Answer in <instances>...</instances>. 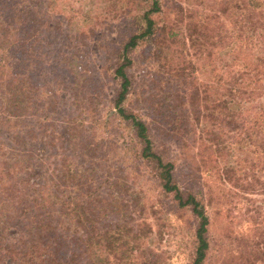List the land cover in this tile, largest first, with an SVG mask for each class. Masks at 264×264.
<instances>
[{"label": "trees", "instance_id": "trees-1", "mask_svg": "<svg viewBox=\"0 0 264 264\" xmlns=\"http://www.w3.org/2000/svg\"><path fill=\"white\" fill-rule=\"evenodd\" d=\"M77 1L0 0V264H264V0Z\"/></svg>", "mask_w": 264, "mask_h": 264}, {"label": "rangeland", "instance_id": "rangeland-1", "mask_svg": "<svg viewBox=\"0 0 264 264\" xmlns=\"http://www.w3.org/2000/svg\"><path fill=\"white\" fill-rule=\"evenodd\" d=\"M77 2H78V4H80L83 7L82 9H80L78 11V14H81L82 16L81 15H78L80 17L77 18L78 22L81 23L83 17L85 18L88 14H91L92 12H89L88 13V11H87V13H86V9L87 10L90 9L89 8L90 5L88 3V0H80V1H77ZM132 3H133V1H132ZM85 13H86V15L84 16ZM130 21L129 20H126L125 23H130ZM128 27H129V25H128ZM114 31H122V30L121 29H114ZM116 34L118 35L119 32H117ZM115 38L117 39L118 37L115 36ZM136 55H137V51L134 53V56H136ZM90 57H91V59L93 58L92 56H90ZM139 60H141V59H139ZM78 70L79 69H76L75 72H77ZM196 70H198V67L197 66H196ZM78 73H80V71H78ZM195 75L197 76L196 73H195ZM74 81H76V80H74ZM113 87H114V85L112 84V90H113ZM106 92H107V90H106ZM170 144H171L170 151H173V143H170ZM173 153L172 152L164 153L165 158L171 159L172 161L175 162V158H173V156H172V155H174ZM251 197L263 198L264 199V195H260V194H255V195L254 194H251ZM158 214L159 215H158L157 218H162L163 214L161 212H159ZM148 217H154V216L152 214H149ZM149 219L152 220V218H149ZM151 227L153 228L154 226H151ZM155 238H156V236L153 239H155ZM186 241H187L186 237L185 236H182V235L177 236L173 240L172 246H171V251L172 252L177 251V256H176L177 258L175 259V263L174 264H187L188 263V259H187L186 255H185V252H182V250H181V248H184L186 246Z\"/></svg>", "mask_w": 264, "mask_h": 264}]
</instances>
